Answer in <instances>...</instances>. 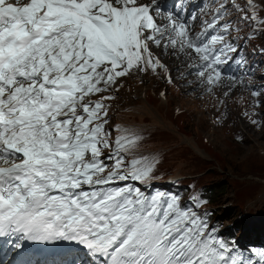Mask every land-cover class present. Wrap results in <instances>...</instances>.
<instances>
[{
  "label": "snow or ice",
  "instance_id": "1",
  "mask_svg": "<svg viewBox=\"0 0 264 264\" xmlns=\"http://www.w3.org/2000/svg\"><path fill=\"white\" fill-rule=\"evenodd\" d=\"M259 8L213 0L191 16L196 30L159 0H0V238L74 246L56 264H264V250L221 238L206 201L153 190L158 162L127 158L144 138L112 128L106 103L136 74L163 70L172 84L164 55L209 93L245 87L225 84L222 66L242 64L237 41L264 33ZM255 115L244 113L259 126Z\"/></svg>",
  "mask_w": 264,
  "mask_h": 264
},
{
  "label": "rangeland",
  "instance_id": "2",
  "mask_svg": "<svg viewBox=\"0 0 264 264\" xmlns=\"http://www.w3.org/2000/svg\"><path fill=\"white\" fill-rule=\"evenodd\" d=\"M257 1L264 14V2ZM260 40L264 48V34ZM250 55L248 61L256 58L250 75L264 81V53L250 51ZM161 59L170 69H187V64L175 57L164 55ZM158 71L159 76L136 74L122 80L118 99L106 102L111 103L112 128L119 126L143 136L131 153L158 162L153 181L177 187L196 183L209 192L211 206L216 209L214 218L239 237V245L264 243V100L255 108L242 90L225 97L226 87L209 93L204 86H197V78L191 81L190 76H173V71L174 82L169 84L166 73ZM245 112H255L252 118L259 126L253 125ZM119 134L113 131V139ZM173 178L175 183L165 182Z\"/></svg>",
  "mask_w": 264,
  "mask_h": 264
},
{
  "label": "bare ground",
  "instance_id": "3",
  "mask_svg": "<svg viewBox=\"0 0 264 264\" xmlns=\"http://www.w3.org/2000/svg\"><path fill=\"white\" fill-rule=\"evenodd\" d=\"M156 50H158V49H156ZM155 51V50H154ZM159 51V50H158ZM255 61H256V58H253L251 61H250V63H249V65H248V67H249V69H252L251 67L253 66V64L255 63ZM170 69V68H169ZM171 71H173V76H175V73H178V74H180V72H183V71H185V70H182V71H177L176 69H170ZM254 70V69H253ZM190 77H191V81H194V79H196V77L194 76V75H189ZM187 77V76H186ZM185 79V78H184ZM185 80H188V79H185ZM241 90V88H239V87H237L236 89H235V94H239L238 92ZM171 181V180H170Z\"/></svg>",
  "mask_w": 264,
  "mask_h": 264
}]
</instances>
